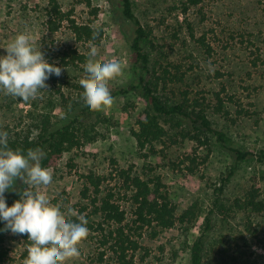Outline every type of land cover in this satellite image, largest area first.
<instances>
[{"label":"rangeland","instance_id":"obj_1","mask_svg":"<svg viewBox=\"0 0 264 264\" xmlns=\"http://www.w3.org/2000/svg\"><path fill=\"white\" fill-rule=\"evenodd\" d=\"M65 11L73 10L78 21L95 18L104 30L100 42L78 41L67 23L53 31L49 26L51 0H0V56L7 54L5 47L21 33L30 34L36 50L44 51L46 60L62 68L58 81L46 80L47 89L40 90L36 99L23 102L20 98L5 95L0 90V125L9 126L14 137L37 136L38 123L43 115L51 114L53 120L67 118L70 105L84 101L79 84L85 78L84 64L65 65L62 56L70 48L84 53L90 45L97 48L96 60H118L123 65L121 76L109 82L110 93L136 79L132 64L136 58L129 38L133 24L123 15L119 0H57ZM135 12L149 32L146 48L150 54V66L163 76L169 63L181 64L184 78L172 76L170 80L153 77L158 86L157 94L166 102L175 104L184 99V90L190 97H206L210 103L207 111L217 128L226 130L234 142L244 149L257 153L264 149V0H203L187 12L182 0H133ZM97 8V15L93 9ZM192 21L197 37L205 36L213 46L211 54L198 40L190 37L187 22ZM153 44V45H152ZM209 61L213 70L209 71ZM217 70L224 73L216 74ZM162 73V74H161ZM180 75V74H179ZM220 92L229 113L215 109ZM64 94L68 101L63 100ZM110 108L89 110L84 117L86 134L79 147L64 153L52 169L53 180L42 189L51 203L60 204L61 211L74 209L87 221L100 219L92 212L91 198L83 196L86 174L107 177L103 188L121 189L122 182L116 169L132 165L138 173L163 176L167 188L179 207V213L188 212L184 222L166 229L155 238L145 234L141 238L144 249L136 254L132 264H191L190 245L207 230V217L211 228L207 232L204 264H264V211L249 212L233 206L236 198H244L253 184L261 188L264 197V163L251 156L238 162L229 149L219 146L215 138L206 162H202L209 150L197 141L180 135L185 124L164 118L168 134L158 141L155 150H140L133 129L137 117L147 108V100L138 90L117 94ZM229 97H233L229 99ZM69 105V107H68ZM86 105V104H85ZM244 112L239 113L238 109ZM199 154V167L195 173L186 169L183 160L187 155ZM235 167L234 175L223 184ZM12 194L28 185L17 180ZM94 196V194L91 192ZM92 196V197H93ZM220 196L228 208L214 209ZM133 218L129 197L120 199ZM193 212V213H192ZM76 221V217H68ZM252 219L254 227H247ZM78 222V221H76ZM132 225V224H131ZM87 224L89 234L79 245L80 257L66 264H106L100 260L103 250L98 235L100 231ZM4 246L8 252L1 264H21L27 248L20 234L8 233ZM113 253L107 251L106 260ZM113 262V261H112Z\"/></svg>","mask_w":264,"mask_h":264},{"label":"trees","instance_id":"obj_2","mask_svg":"<svg viewBox=\"0 0 264 264\" xmlns=\"http://www.w3.org/2000/svg\"><path fill=\"white\" fill-rule=\"evenodd\" d=\"M123 15L134 26V32L129 38L131 48L136 55L132 64V68L136 74V79L126 85L120 86L112 96L117 94H126L131 90H138L147 100L148 107L139 113L136 123L137 127L133 129V134L137 140L140 150L145 149L155 150V145L158 141H162L169 133L163 123L164 118L176 120V124H185L180 131V135L185 139L189 138L198 142L200 146H206L209 150L208 154L203 157L202 162L208 160L210 150H212V140L215 138L217 144L223 148L229 149L234 153L238 162L245 161L251 156H256L257 160L264 163V149L257 153L244 149L242 146L234 142L233 137L226 131L217 128L211 120L207 111L210 103H206V97L189 96L190 91L184 90V99L180 103L171 104L163 100L157 94V85L153 82V77L170 80L168 77L172 74L179 78H184L186 73L181 71V64L169 63L163 71V76L152 70L150 66V54L146 48V43L149 42V32L143 24L138 14L135 12L133 0H119ZM203 0H182V8L187 12L192 6L200 4ZM52 8L50 11L49 26L53 31H57L64 22L67 23L78 41L83 42H100L103 37L104 30L101 25L95 22V18H89L87 21H78L72 17L73 10L65 11L57 0H51ZM88 5L91 1L88 0ZM97 8L93 9L92 13L97 15ZM190 37L200 41L206 51L211 54L213 46L206 43L205 36L197 37L196 28L192 21L187 22ZM98 31V35L93 39V32ZM153 45V44H152ZM44 52V51H42ZM88 54L79 51L77 48H70L64 52L62 62L65 65L86 64ZM162 74V73H161ZM180 74V75H179ZM218 76L224 75L223 72L217 70ZM54 81H58V76L52 74L50 76ZM172 79V78H171ZM166 80V81H167ZM82 88L84 91L83 87ZM63 96L65 102L68 98ZM217 103L215 109L222 113H229L224 97L220 92L215 93ZM233 97H229L232 99ZM69 107V105H68ZM68 117L61 120H53L51 114L43 115L38 123L39 132L37 136L31 137H14L11 134L9 126L0 125V131L8 133V146L13 149H21L26 155L28 149L40 148L44 151L45 156L41 161L42 167H50L57 165L64 153L79 147L86 134L84 128V117L86 112L91 110L85 105L84 101H78L70 105ZM239 113L244 112L243 108L238 109ZM198 153L195 155L189 154L183 160L186 169L195 173L199 167ZM117 174L122 182L121 189L111 188L109 190L103 188L104 179L101 175H96L94 172L86 174V186L82 193L83 196L91 198V204L94 207L92 210L95 214H100V219L88 221V225L100 231L98 235L103 250L100 252V260L107 261L106 264H132L135 256L140 250L144 249L141 243V238L147 234L155 238L162 231L176 226L178 222H184L188 212L193 211V205L185 212L179 213V207L173 200L163 176L159 173H153L154 168L149 167L148 176H144L134 170V166L128 168H118ZM235 167L230 171L227 177L223 178V184L218 187L219 191H224L226 183L234 175ZM264 178V174H263ZM20 189L12 194H6V204L11 207L17 200L20 199ZM94 194V196L91 194ZM93 196V197H92ZM129 197L132 202L133 218L129 220L128 210L123 207L120 199ZM215 208L224 211L228 206L221 201L220 196L217 197L214 203ZM233 206L239 210L253 212L264 211V197H262L261 188L253 184L248 190L244 198L238 197L235 199ZM193 213V212H192ZM132 224V225H131ZM6 222L0 219V264L7 256L8 252L4 246V242L10 230L3 231ZM247 227L251 230L253 225L252 219H248ZM207 232L211 228V217H207ZM200 235L190 245L191 264H204L205 246L207 232ZM25 245L27 246L23 258H27L28 247L31 241L28 240V234H20ZM113 253L106 260L107 251ZM113 261V262H112ZM23 264V261L22 263Z\"/></svg>","mask_w":264,"mask_h":264},{"label":"clouds","instance_id":"obj_3","mask_svg":"<svg viewBox=\"0 0 264 264\" xmlns=\"http://www.w3.org/2000/svg\"><path fill=\"white\" fill-rule=\"evenodd\" d=\"M93 32V39L98 35ZM30 34L21 33L0 56V90L5 95L20 98L23 102L36 99L40 90L47 89L46 80L52 75L60 76L62 68L49 63L42 51L36 50ZM97 48L90 45L88 60L84 65L85 78L82 99L93 111L110 108L114 97L109 82L121 76L123 65L118 60L100 62L95 59ZM209 61V71H212ZM45 153L42 149L13 150L8 146V133L0 131V219L6 222L3 231L28 234L31 241L23 264H66L80 257L79 245L89 234L88 221L74 209L61 211L60 204L51 203L46 191L52 183L53 172L42 167ZM17 180L28 185L20 191V199L7 206L5 192L13 190ZM76 217V221L68 219Z\"/></svg>","mask_w":264,"mask_h":264}]
</instances>
